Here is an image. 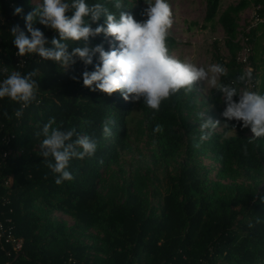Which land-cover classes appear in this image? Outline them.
Here are the masks:
<instances>
[{
	"label": "trees",
	"instance_id": "trees-1",
	"mask_svg": "<svg viewBox=\"0 0 264 264\" xmlns=\"http://www.w3.org/2000/svg\"><path fill=\"white\" fill-rule=\"evenodd\" d=\"M86 2L103 3L119 16L114 7L116 0ZM122 3L125 11L129 2ZM219 3L220 0H205L201 27L215 21L222 30L227 60L215 46L212 51L215 64L227 69V76L220 77V82L238 90L242 86L238 77L243 72L236 60L241 48L237 19L251 5L255 23L241 35L251 45L247 58L254 80V70L261 68V90L264 0H237L221 10ZM17 7L23 8V13L13 15ZM35 7L29 0H0V81L12 71L25 75L36 71L33 79L39 85V103L24 108L20 117L15 115L20 104L7 97L0 99V222L22 241L21 250L8 255L0 239V264H264V137L252 138L254 134L250 128L242 127V121L223 118V131L233 129L234 134L225 137L223 131L215 132L202 142L200 147L206 148L219 164V175L235 169L248 180L231 184L226 193L205 191V179L197 166L187 165L186 161L173 170L165 164L161 171H150L148 180L158 199L156 205L141 197L133 179L122 180L120 185L108 184L98 193L101 170L129 149L126 117L130 106L119 97L120 91L109 96L83 85L82 73L94 70L98 54L93 57V65L86 67L77 58L66 72L57 62L44 60L38 54H16L10 29L19 25L30 36L23 17ZM105 21L102 17L98 24L104 25ZM96 26L92 23L93 28ZM34 28L40 29L49 41L59 39L57 32L39 22ZM68 43L70 50L78 46ZM90 44H103L107 50L103 34L90 38ZM192 97L193 92L181 90L163 102L159 112L149 109L143 97L137 101L154 146L155 161L166 163L182 148L185 159H189L197 149L201 132L184 115V110L194 108ZM207 101L225 110L222 94L215 89L209 90ZM5 112L11 119L5 117ZM50 118L58 124L63 121L64 129L75 128L79 135L98 141L94 156L70 161L69 171L75 178L60 185L55 183L57 174L40 154L44 137L36 136ZM105 121L114 122L108 138L102 135ZM158 123L163 125V133L154 132ZM50 209L70 215L83 228L97 229L98 243L89 247L72 238L68 227L50 215Z\"/></svg>",
	"mask_w": 264,
	"mask_h": 264
},
{
	"label": "clouds",
	"instance_id": "clouds-1",
	"mask_svg": "<svg viewBox=\"0 0 264 264\" xmlns=\"http://www.w3.org/2000/svg\"><path fill=\"white\" fill-rule=\"evenodd\" d=\"M146 3L148 7L144 15L147 18L137 21L122 10V0H116L114 4L119 10L118 18L103 3L90 5L86 0H42L23 17L30 36L19 25L10 29L14 37L13 44L18 49L16 54L21 57L38 54L44 60L57 62L65 72L76 63L77 58L86 67L93 65V57L98 54L94 70L82 73L83 85L109 96L120 91L125 101L130 96L134 101L143 97L144 103L153 112H159L162 103L181 90L190 92L196 83L206 82L210 88L222 94L226 105L222 116L226 121H242V127L250 128L254 134L252 138L264 137V94L247 87L238 90L235 86L221 83L220 77L227 76V69L220 64L205 68L173 55L167 46L169 30L174 23L168 0H146ZM22 13L23 8L17 7L13 15ZM102 17L106 18V27L98 24ZM37 22L57 32L59 39L53 37L51 41L47 40L40 29L34 28ZM92 23L98 26L93 28ZM101 34L106 38L111 37L115 42L110 41V50L106 51L103 44H90V38ZM68 41L78 46L70 50ZM4 71L7 72V69ZM36 75V71L26 75L12 71L0 81V99L7 97L21 105L15 112L16 117L22 116L23 109L33 102L39 103V85L33 79ZM251 78L252 72L248 71L240 75L238 80L246 83ZM236 96L239 97L238 102L233 99ZM4 115L11 119L7 112ZM199 116L203 122L199 126L201 135L200 142L195 144L197 148L200 143L211 139L220 125L219 120L211 117L205 119V113ZM113 123L105 121L102 125L104 138L112 135L110 125ZM163 131V125H155V133ZM41 135L44 138L40 143V154L47 161L49 169L57 174V185L75 178L69 171L70 161L92 157L98 147L95 138L79 135L75 128L64 129L63 121L58 124L55 118H50L42 130L36 133L37 137ZM244 151H247L246 146Z\"/></svg>",
	"mask_w": 264,
	"mask_h": 264
},
{
	"label": "rangeland",
	"instance_id": "rangeland-1",
	"mask_svg": "<svg viewBox=\"0 0 264 264\" xmlns=\"http://www.w3.org/2000/svg\"><path fill=\"white\" fill-rule=\"evenodd\" d=\"M126 1L129 2V7L126 6L125 12L131 14L137 21H143L147 18L144 15V11L148 7L146 0ZM235 1L237 0H220L219 10ZM29 2L37 7L42 0H29ZM168 3L173 12L174 23L168 35V38H171L172 41H167V46L173 55L181 60H190L198 66L208 68L211 64H215L212 58L213 46H215L223 60H227L228 54L223 45V33L217 22L214 21L212 24H206L205 28L201 27L205 0H168ZM254 16V8L251 5L239 13L237 19V39L239 44H246L241 32L245 33L249 27L254 25ZM104 26L106 27V21ZM105 40L107 50H110V41L112 43L115 42L112 41L111 37H105ZM260 43L264 47V38L260 39ZM247 46L251 47L249 43ZM250 53L251 50L249 49L248 54ZM261 57L264 58V51ZM254 71L256 76V91L264 94V87L260 90L261 68H257ZM210 89V86L206 82L196 83L191 90V92H193L191 102L194 108L190 111L184 110V115L191 125H194L196 129L200 130L199 126L203 121L199 114L205 113V119L211 117L213 120L220 121V125L214 131V133H220L224 129V124L222 122L224 118L222 112L224 110L213 107L207 101V95ZM239 90H241V88H239ZM119 97L124 100L122 93ZM238 100L239 97L237 96L236 101L238 102ZM125 102L130 106V112L126 117V135L129 149L120 152L116 159L110 161L107 166L101 170V179L97 189L98 193L103 192L108 184L115 183L120 185L122 180L127 182L133 179L136 187L139 188L141 197L150 205H156L158 199L153 195L148 180L150 171L153 168H157L161 171L165 164L169 169L173 170L177 164L182 161H186L187 165L193 163L197 166L199 175L205 179V191L223 194L228 192L231 184L236 182L248 183L247 178L235 169L226 172L225 176L219 175V164L213 159L210 152L203 147H199L193 151L189 159H185L186 157L183 154L184 148H182L178 154L172 159L167 160L166 163L155 161L154 146L148 137L143 115L138 107L137 101H134L130 96ZM222 133L223 136L226 137L233 135L234 130L228 129ZM201 144L202 143H200V146ZM258 187L259 186H257V188ZM49 213L53 218L62 221L64 225L68 227V233L75 240L89 247H91L93 243H98L99 236L97 234V229L89 227L83 228L80 224L75 222L70 215L60 210L50 209ZM93 236L96 237L93 238ZM87 251L91 252L92 250L88 248Z\"/></svg>",
	"mask_w": 264,
	"mask_h": 264
},
{
	"label": "built area",
	"instance_id": "built-area-1",
	"mask_svg": "<svg viewBox=\"0 0 264 264\" xmlns=\"http://www.w3.org/2000/svg\"><path fill=\"white\" fill-rule=\"evenodd\" d=\"M248 46L247 44L241 43V48L237 53L236 60L241 64L242 72L253 71L250 62L248 61ZM245 87L252 91H256L255 80L253 77L246 83H242L240 87L243 90ZM0 239L2 241L1 247H6V253L8 255L16 254L21 250L22 241L19 237H15L10 227H5L0 222Z\"/></svg>",
	"mask_w": 264,
	"mask_h": 264
}]
</instances>
